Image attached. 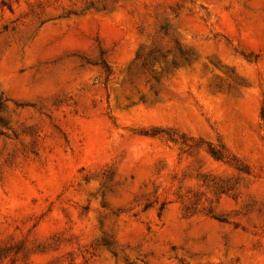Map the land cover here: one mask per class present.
Wrapping results in <instances>:
<instances>
[{"label": "rangeland", "instance_id": "obj_1", "mask_svg": "<svg viewBox=\"0 0 264 264\" xmlns=\"http://www.w3.org/2000/svg\"><path fill=\"white\" fill-rule=\"evenodd\" d=\"M0 264H264V0H0Z\"/></svg>", "mask_w": 264, "mask_h": 264}]
</instances>
